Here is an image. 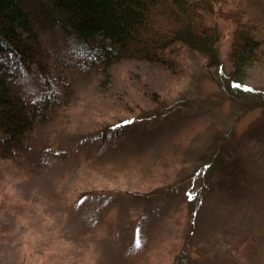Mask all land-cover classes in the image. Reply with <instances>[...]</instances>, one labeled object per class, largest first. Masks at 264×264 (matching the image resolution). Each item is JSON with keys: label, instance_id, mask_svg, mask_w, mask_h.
Returning a JSON list of instances; mask_svg holds the SVG:
<instances>
[{"label": "rangeland", "instance_id": "rangeland-1", "mask_svg": "<svg viewBox=\"0 0 264 264\" xmlns=\"http://www.w3.org/2000/svg\"><path fill=\"white\" fill-rule=\"evenodd\" d=\"M218 27L213 65L183 48L172 71L123 61L106 77L71 89V103L55 132L61 150L72 151L70 160H43L39 177L25 184L8 174L0 177V264H171L181 238H188L187 206H177L174 195L168 203L141 209V199L123 193L184 183L203 156L222 144L254 186V193L242 194L250 200L249 205L241 202L247 218L238 211V194L212 189L191 241L197 243L194 264H235L233 234L264 227V64L246 72L242 84L248 89L230 88L227 56L234 26L220 21ZM51 35L53 48L58 45L62 52L59 33ZM122 122V141L94 153L95 162L106 166L90 170L97 145L93 132ZM123 159H130L128 166ZM96 191L113 193L116 200L108 197L104 203L90 196L73 211L63 205L67 195L73 199ZM136 215L146 220L142 232L133 231ZM132 234L145 251L126 260Z\"/></svg>", "mask_w": 264, "mask_h": 264}, {"label": "trees", "instance_id": "trees-1", "mask_svg": "<svg viewBox=\"0 0 264 264\" xmlns=\"http://www.w3.org/2000/svg\"><path fill=\"white\" fill-rule=\"evenodd\" d=\"M220 21L234 26L227 56L230 88L248 89L242 84L246 72L264 64V0H0V177L8 174L25 184L39 177L43 160H70L72 151L61 150L55 132L71 103V89L83 80L106 77L123 61L172 71L183 48L210 65L217 63ZM54 33H59L62 52L47 37ZM123 122L93 132L97 145L90 170L106 166L103 161L95 162L94 153L122 141ZM203 157L184 183H169L151 193H123L141 199V209L157 201L168 203L174 195L177 206H187L188 238H181L171 264L197 262V243L191 239L204 197L212 189L238 194V211L247 218L241 202L249 205L250 200L242 194L254 193V186L243 177L244 167L223 144ZM127 160L120 161L128 166ZM90 193H78L74 200L67 195L63 205L73 211L90 196L104 203L108 197L116 200L110 192ZM135 218L133 231L142 232L146 220L141 215ZM244 230L232 236L235 264L264 263V246L260 245L264 227ZM129 239L131 252L124 258L136 260L145 250L135 244V235ZM259 254L261 259L256 258Z\"/></svg>", "mask_w": 264, "mask_h": 264}]
</instances>
